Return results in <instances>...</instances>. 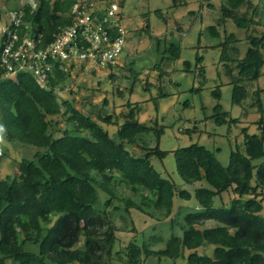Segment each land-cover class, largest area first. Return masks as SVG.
<instances>
[{
  "label": "trees",
  "instance_id": "obj_1",
  "mask_svg": "<svg viewBox=\"0 0 264 264\" xmlns=\"http://www.w3.org/2000/svg\"><path fill=\"white\" fill-rule=\"evenodd\" d=\"M3 1L10 6L3 9L0 4V23H7L12 12L20 15L16 27L18 39L24 35L33 37L38 49L47 46L70 25L71 9L78 2L32 0L18 5L17 0ZM86 1L95 2L97 8L108 7L112 1L118 6L124 3V0ZM208 6L213 5L208 3ZM243 7L251 9L250 15L240 11ZM96 14L104 26L110 24L108 19L103 21L104 10ZM116 15L122 22L119 11ZM227 19L245 30L243 40L249 43L240 58L229 57L225 50L221 55V59L233 61V68L237 70L238 76H231L230 80L232 102L241 104L247 94L244 81L257 80L263 74L264 30L258 31L256 27L264 28V0L256 3L220 0L217 25ZM108 29L112 37L118 35L116 28ZM145 30L149 32V25L141 32ZM209 32L213 36L219 34L214 25L209 27ZM6 37V33L0 34V53ZM235 40L230 33L222 43L223 48ZM162 53L163 57L176 59L180 47L170 43ZM201 58L196 56V64ZM48 62L50 70L45 73L44 83L32 72L5 77L0 65L3 133L9 140H19L39 149L32 160L23 159L18 163L12 180L0 179V264H111L113 259L145 264L148 256L176 258L182 256L184 249L191 251L185 257L186 264H264V161L253 163L264 157L262 116L256 121L258 133L249 134L246 128L242 129L243 144L230 151L226 166L213 151L197 143L174 149L176 172L183 183L192 187L191 191L180 189L172 180L162 177L150 162L153 156L162 159L167 155V151L159 148L163 128L156 122L151 126L139 121L137 102L124 104L119 113L123 122L112 137L99 124L113 122L112 115L106 112V98L96 105L89 101V95L83 100L84 96L76 93L74 76L81 74L79 69L73 72L76 62L70 60L65 70L59 67L63 63L58 59ZM184 64L187 69L189 62ZM115 66L118 61L103 68ZM125 69L135 74L130 65ZM199 73L203 74L201 66ZM115 77V73H108L110 81ZM144 85L148 87L147 81ZM97 89L100 90L99 86ZM262 90L254 91L257 110L261 113L264 108L258 96ZM124 91L119 86L112 89L117 96H122ZM62 92L68 95L60 96ZM213 96L218 99L219 91L214 90ZM86 102L89 106L83 109ZM212 117L217 124H222L228 112L217 102ZM146 134H152L153 146ZM1 157L2 153L0 160ZM119 186L132 194L123 195ZM229 191L234 194L232 198L214 205L215 197L221 198ZM99 193L105 198L102 206L97 207ZM176 193L183 200L193 198L196 204L184 216L182 236H171L165 248L159 250L130 240L122 249L114 251L117 225L113 213L124 210L129 214L130 209H137L149 216L155 217L161 212L167 217ZM207 221L217 224L201 227ZM130 230H135L132 222ZM81 239L83 243L79 244ZM160 240V237L152 238L153 243ZM210 245L211 256L196 251L198 247Z\"/></svg>",
  "mask_w": 264,
  "mask_h": 264
},
{
  "label": "rangeland",
  "instance_id": "obj_2",
  "mask_svg": "<svg viewBox=\"0 0 264 264\" xmlns=\"http://www.w3.org/2000/svg\"><path fill=\"white\" fill-rule=\"evenodd\" d=\"M26 1L32 0H17L15 4L21 5ZM252 1L256 3L258 0ZM4 3L0 0L3 9H8L10 5ZM208 3L213 6H208ZM219 5L220 0H124L119 5L124 41L117 58L118 66L98 69L93 74L82 72L74 76L76 93L82 94L83 100L87 98L85 95H89V101L99 105L106 98V112L112 115L113 122L99 124L112 137L116 136L118 126L123 122L119 113L124 109V104L127 101L137 102L140 109L139 121L151 126L156 122L163 128L159 148L167 151V155L162 159L151 157L152 166L162 177L172 180L178 188L189 191L192 187L183 183L176 172L172 152L174 149L197 143L213 151L218 161L226 166L230 151L243 144L242 129L246 128L249 134L258 133L256 121L260 116L264 119V111L261 113L257 110L254 94L255 90L264 89V65L261 69L263 74L257 80L244 81L247 94L241 104L232 102L233 85L230 80L231 76H238L237 70L233 68V61H225L221 59V55L225 50L229 57L240 58L249 43L243 40L245 30L236 27L231 19L217 25ZM155 11H160V14L157 15ZM240 11L246 15L251 13V9L244 7ZM146 25H149V32H141ZM212 25L219 32L217 36L209 32ZM256 29L264 30L261 26ZM230 33L237 40L228 42L224 49L222 43ZM170 43L180 47V55L176 59L162 56L164 47ZM234 49H237L236 53ZM196 56H202L199 64H196ZM185 61L189 62L187 69ZM129 65L135 74H130L125 69ZM155 65L156 68H152ZM200 66L203 67V74L199 73ZM109 72L116 75L113 81L108 79ZM161 72L163 73L159 77ZM146 81L147 88L144 85ZM98 86L101 91L97 89ZM115 86L125 89L122 96L112 93ZM214 90L219 91L218 99L213 96ZM67 95L65 92L60 93L63 97ZM258 97L264 108V90L259 92ZM217 102L223 111L228 112V117L222 124H217L212 117L213 107ZM87 105L89 106L88 102L83 109H87ZM146 138L150 140L151 146L155 144L152 134H146ZM37 150L39 149L32 144L9 140L0 126V179L12 180L16 176L18 163L23 159L32 160ZM261 161H264V157L254 160L253 163ZM201 184L206 186L205 183ZM118 189L123 195L132 194L122 186ZM233 196L231 191L226 192L222 194V200L217 196L213 203L219 205L221 201L227 202ZM104 198L99 193L97 207L102 206ZM193 208H196L193 198L183 200L176 193L173 196L171 214L167 217L161 212L155 217L149 216L137 209H130L129 214L124 210L113 213L117 225L114 251L122 249L130 240L139 245L150 244L149 247L153 250L165 248L171 236H182L184 216ZM119 213L125 219H121ZM131 222L135 227L134 231L130 230ZM216 224L214 221H207L201 227ZM154 237H160L161 240L153 243ZM82 243L83 239L79 240V244ZM196 251L211 256L212 245L198 247ZM189 252L191 251L184 249L182 256L176 258L148 256L144 263L186 264L185 257ZM111 264L127 263L113 259Z\"/></svg>",
  "mask_w": 264,
  "mask_h": 264
},
{
  "label": "built area",
  "instance_id": "obj_3",
  "mask_svg": "<svg viewBox=\"0 0 264 264\" xmlns=\"http://www.w3.org/2000/svg\"><path fill=\"white\" fill-rule=\"evenodd\" d=\"M104 10L103 25L97 12ZM119 6L112 1L108 7L97 8L95 2L78 0L71 9L72 21L63 28L44 48H36L33 37L22 36L18 39L16 27L20 15L12 12L7 23H0V34L7 35L0 53V65L4 68L3 76L12 77L18 72H32L37 80L44 83L45 73L49 72L48 60L58 59L64 70L70 60L76 62L73 72L102 69L107 64H114L122 50L124 27L116 15ZM107 26V27H106ZM108 28H116L118 35L112 37ZM81 67V68H80Z\"/></svg>",
  "mask_w": 264,
  "mask_h": 264
}]
</instances>
